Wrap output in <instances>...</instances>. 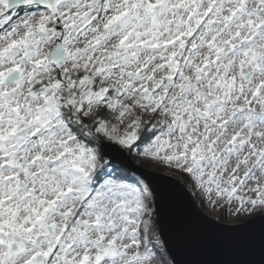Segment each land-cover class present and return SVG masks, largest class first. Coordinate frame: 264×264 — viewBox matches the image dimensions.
<instances>
[{
    "label": "snow or ice",
    "instance_id": "obj_1",
    "mask_svg": "<svg viewBox=\"0 0 264 264\" xmlns=\"http://www.w3.org/2000/svg\"><path fill=\"white\" fill-rule=\"evenodd\" d=\"M130 154L264 217V0H0V264H164Z\"/></svg>",
    "mask_w": 264,
    "mask_h": 264
},
{
    "label": "water",
    "instance_id": "obj_2",
    "mask_svg": "<svg viewBox=\"0 0 264 264\" xmlns=\"http://www.w3.org/2000/svg\"><path fill=\"white\" fill-rule=\"evenodd\" d=\"M125 164L150 182L160 236L173 264H245L261 260L264 217L221 222L198 205L188 186L159 169H147L131 155Z\"/></svg>",
    "mask_w": 264,
    "mask_h": 264
},
{
    "label": "rangeland",
    "instance_id": "obj_3",
    "mask_svg": "<svg viewBox=\"0 0 264 264\" xmlns=\"http://www.w3.org/2000/svg\"><path fill=\"white\" fill-rule=\"evenodd\" d=\"M131 155V154H130ZM132 158L137 162H142L143 164H145L143 161H141L140 159H138L136 156L131 155ZM136 159H135V158ZM147 167H152V168H156L159 170H163L166 172H170L171 174H173L174 176H176L177 178H179L182 182H184L188 188L192 191L193 195L196 198V201L198 203V205L203 209V211L207 212V214L217 220H220L221 222H237V221H241L244 219L249 218L252 215H247L245 213H240L239 215H237L234 211L232 210H225L223 207H214L212 204L208 203L207 201H205L202 196L199 194L198 190L193 186V184L187 179L186 176H184L183 174H180L178 172H175L171 169H168L166 167L163 166H156V165H146ZM139 176V175H137ZM141 179H144L143 177L139 176ZM145 180V179H144ZM145 182L147 183V181L145 180ZM153 208L155 210V205L153 203ZM258 213V212H257ZM256 214V213H254ZM253 214V215H254ZM152 220H153V224H154V233H155V238L157 239L158 236V227L159 225H157V220H156V212L154 211L153 216H152ZM160 233V232H159ZM159 240V239H158ZM160 242V247H161V252H162V261L164 262V264H173L171 257L169 256L163 239L161 238L159 240Z\"/></svg>",
    "mask_w": 264,
    "mask_h": 264
},
{
    "label": "trees",
    "instance_id": "obj_4",
    "mask_svg": "<svg viewBox=\"0 0 264 264\" xmlns=\"http://www.w3.org/2000/svg\"><path fill=\"white\" fill-rule=\"evenodd\" d=\"M133 156H134V155H133ZM134 158H135V157H134ZM135 159H136V158H135ZM139 164H140L141 166H144V167L147 168V169H151V168H152V167H149V166L147 167V166H146L147 164H143L142 162H139ZM152 169H154V168H152ZM157 225H158V224H157ZM158 236H159V237H157V239L160 240V239H161V236H160V233H159V227H158Z\"/></svg>",
    "mask_w": 264,
    "mask_h": 264
}]
</instances>
